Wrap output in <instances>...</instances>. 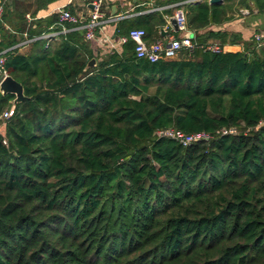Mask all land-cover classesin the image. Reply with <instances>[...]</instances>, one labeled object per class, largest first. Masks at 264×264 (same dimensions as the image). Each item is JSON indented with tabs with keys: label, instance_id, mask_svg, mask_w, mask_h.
Wrapping results in <instances>:
<instances>
[{
	"label": "trees",
	"instance_id": "trees-1",
	"mask_svg": "<svg viewBox=\"0 0 264 264\" xmlns=\"http://www.w3.org/2000/svg\"><path fill=\"white\" fill-rule=\"evenodd\" d=\"M186 8L195 48L152 64L133 44L95 56L80 29L44 39L57 14L28 24L3 0L27 99L0 133V264H264V50H205L223 5ZM170 128L210 140L156 137Z\"/></svg>",
	"mask_w": 264,
	"mask_h": 264
},
{
	"label": "crops",
	"instance_id": "crops-1",
	"mask_svg": "<svg viewBox=\"0 0 264 264\" xmlns=\"http://www.w3.org/2000/svg\"><path fill=\"white\" fill-rule=\"evenodd\" d=\"M189 1L190 4L205 1L210 5V0H104L100 20L103 22L102 29H97L94 32V39L87 42L95 56H103L110 51L120 53L123 45H132L130 41L119 43L131 29L145 30L144 40L147 44L157 41L168 42L171 38H179L189 32H192L195 38V31L188 28L187 17V33L176 32L169 24L179 4ZM12 3L16 7L14 10L16 13L25 14L28 24L58 15L60 10H67L81 18H87L90 11L89 0H12ZM220 4L223 5L220 21L198 31L197 34L202 35L209 31L225 33L226 36L222 40L224 43L215 39L208 40L204 45L217 46L224 52H248L249 55L259 49L264 50V10H259V3L256 0H221ZM186 6L184 8L187 13ZM56 27L61 31L51 32L45 36L51 38L60 33L80 29L69 23H60L58 20V23L48 27V30ZM233 35L235 38H231ZM257 37L260 39L257 40ZM16 38L19 39L20 36L16 35ZM1 41L0 38V43ZM23 42L17 46L19 54H26L32 47L31 42L22 46Z\"/></svg>",
	"mask_w": 264,
	"mask_h": 264
},
{
	"label": "built area",
	"instance_id": "built-area-1",
	"mask_svg": "<svg viewBox=\"0 0 264 264\" xmlns=\"http://www.w3.org/2000/svg\"><path fill=\"white\" fill-rule=\"evenodd\" d=\"M104 0H89L90 11L88 13L87 18H81L72 15L67 10H60L58 12L59 22L60 23H69L76 27H79L80 30L84 32V38L86 41H91L94 39V32L97 29H102L103 22L101 20V9ZM191 2H183L179 4L177 10L174 13V17L178 24L177 32L187 33V26H186V12L185 6L190 4ZM3 12V2L0 0V17ZM26 39L22 46L27 45L31 42V40L27 39L26 34L23 35ZM146 33L143 29H131L129 30L126 37L121 38L119 43L124 44L127 41L132 42L133 44V53L136 60H146L149 63H157L160 61H167V60H174L180 56L182 51H191L195 48V43L193 39H188L184 36L179 38H171L168 42L157 41L152 44H147L144 40ZM44 39L50 38L49 36H43ZM259 40L260 38H256ZM48 43L45 45L47 47ZM205 50L211 52H220L221 50L217 46L212 45H205ZM5 50L0 49V82L7 77V73L4 70L5 64ZM14 104L11 102V106L4 110L0 114V133L4 132L6 124L8 120L14 114ZM264 124L261 123L260 125ZM223 134L226 133H235L234 130L223 131ZM157 138H169L172 139L183 147L189 146L193 143L199 141H208L210 140V135L206 133H197L187 135L181 131L175 130L173 128L165 129V130H157L156 132ZM6 144V141H3Z\"/></svg>",
	"mask_w": 264,
	"mask_h": 264
},
{
	"label": "water",
	"instance_id": "water-1",
	"mask_svg": "<svg viewBox=\"0 0 264 264\" xmlns=\"http://www.w3.org/2000/svg\"><path fill=\"white\" fill-rule=\"evenodd\" d=\"M221 0H210L209 4L214 5V4H220ZM169 24L172 26V28L177 32L178 29V24L176 22L175 17L170 18ZM161 32H164V30H161ZM186 38L188 39H193L194 34L192 32H189L185 34ZM96 66V61L95 59H91L87 65H86V70L93 68ZM0 92L3 96L6 95H12L14 99L12 100L13 104H19L24 102L27 98L24 95L23 87L21 84L16 82L13 78L10 76L5 77L1 82H0Z\"/></svg>",
	"mask_w": 264,
	"mask_h": 264
}]
</instances>
